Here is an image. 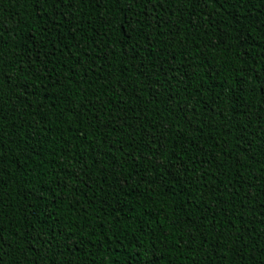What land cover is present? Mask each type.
Listing matches in <instances>:
<instances>
[{
  "label": "trees",
  "instance_id": "1",
  "mask_svg": "<svg viewBox=\"0 0 264 264\" xmlns=\"http://www.w3.org/2000/svg\"><path fill=\"white\" fill-rule=\"evenodd\" d=\"M0 264H264V0H0Z\"/></svg>",
  "mask_w": 264,
  "mask_h": 264
}]
</instances>
